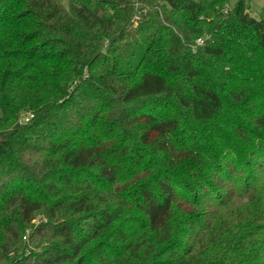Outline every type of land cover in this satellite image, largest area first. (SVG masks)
<instances>
[{
	"label": "trees",
	"instance_id": "trees-1",
	"mask_svg": "<svg viewBox=\"0 0 264 264\" xmlns=\"http://www.w3.org/2000/svg\"><path fill=\"white\" fill-rule=\"evenodd\" d=\"M227 2L0 0V264H264V14Z\"/></svg>",
	"mask_w": 264,
	"mask_h": 264
},
{
	"label": "rangeland",
	"instance_id": "rangeland-1",
	"mask_svg": "<svg viewBox=\"0 0 264 264\" xmlns=\"http://www.w3.org/2000/svg\"><path fill=\"white\" fill-rule=\"evenodd\" d=\"M239 0H228L227 7L233 8ZM251 16L259 19L264 14V0H246ZM1 116V110H0Z\"/></svg>",
	"mask_w": 264,
	"mask_h": 264
},
{
	"label": "built area",
	"instance_id": "built-area-1",
	"mask_svg": "<svg viewBox=\"0 0 264 264\" xmlns=\"http://www.w3.org/2000/svg\"><path fill=\"white\" fill-rule=\"evenodd\" d=\"M197 42H198V43H202V40H201V39H199Z\"/></svg>",
	"mask_w": 264,
	"mask_h": 264
}]
</instances>
